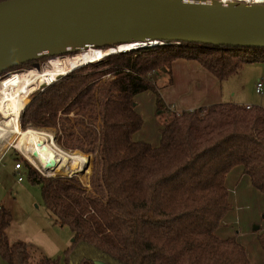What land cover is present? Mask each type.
I'll return each mask as SVG.
<instances>
[{
    "label": "trees",
    "instance_id": "16d2710c",
    "mask_svg": "<svg viewBox=\"0 0 264 264\" xmlns=\"http://www.w3.org/2000/svg\"><path fill=\"white\" fill-rule=\"evenodd\" d=\"M178 60L196 61L222 82L246 64L264 63V47L180 42L117 53L102 64H91L96 71L86 72L84 67L83 71L58 77L34 92L21 111L22 130L29 125L62 128L67 119L62 122L60 113L69 110L78 115L89 111L97 99L93 83L105 74H118L126 94L124 109L128 118L104 123L100 130L93 127L83 135L90 145L86 152H94L99 144L101 156L110 160V153L114 154L115 163L118 159L127 163L145 158L142 165L146 185L139 196L121 190L106 166L109 162L103 165L98 184L93 181L92 186L97 198L118 212L105 220L95 207L97 198L77 188L73 179L43 177L22 155L17 157L30 180L41 186L45 206L55 222L69 226L74 233L63 254L65 264H252L245 246L235 236L223 239L216 231L233 209L226 186V177L233 168L242 167L252 185L264 194V107L222 102L172 110L152 76L164 70L171 73ZM33 62L8 71L29 67ZM106 65L109 68L99 70ZM148 90L156 95L157 113L164 114L156 146L134 139L142 126L134 99ZM56 140L66 147L61 137L56 136ZM75 152L72 165L54 174L89 173L95 157ZM12 221L11 210L1 205L0 258L8 264H60L59 257L35 259L31 244L25 240L10 242L7 230ZM258 240L264 252L262 228Z\"/></svg>",
    "mask_w": 264,
    "mask_h": 264
},
{
    "label": "rangeland",
    "instance_id": "374dc122",
    "mask_svg": "<svg viewBox=\"0 0 264 264\" xmlns=\"http://www.w3.org/2000/svg\"><path fill=\"white\" fill-rule=\"evenodd\" d=\"M133 50L137 49L123 51L114 49V52H109L99 60L83 64L68 73L80 70L83 71L84 67H86V72L96 71V69L91 68V64H102L106 58L112 55L117 53H129ZM48 60V57H41L31 63L29 67L2 73L0 74V81L13 73L36 68L35 63H39L41 68ZM176 62L177 63L172 66L171 73L164 70L152 76L164 102L172 104V110H181V108L197 102L199 98L209 95L207 91H214L216 86L221 87V85L224 86L225 95L231 94L234 100H241V102L262 105L264 107L263 62L246 64L237 74L222 82L217 80L211 72L200 66L196 61L178 60ZM105 68H109V66H102L99 70ZM259 80H262L263 83L262 94L256 92V83ZM47 85H49L47 82L39 84L36 89L30 93V97L27 99L24 107L31 102L34 92L39 89L43 90ZM93 85L95 89H97V99L96 103L89 111L77 115L74 111L66 110L59 114V116L62 117V122L64 119H67L62 128H59V125H57V127L39 128L50 130L55 138L56 136L58 138L61 137L66 147L57 143L72 153L70 163L62 168L54 170V173H56L55 171L58 172L62 169H68L72 165L76 157L75 151L79 150L87 153L86 151L89 150L88 148L90 145L83 135L88 134L93 127L100 130L104 123L110 125L115 121H125L126 118H128V114L124 109L126 94L124 88L120 86L121 81L118 74H105L95 81ZM213 94L217 93L214 91ZM134 100L135 108L142 119V126L136 131L134 136L135 138H141L148 144L156 146L154 144H156L159 139L158 128L162 126L164 121V114L157 113L156 95L151 90H148L137 94ZM204 101L205 99H202L200 102ZM75 104L74 102L68 109H71ZM30 127L37 128L32 125H29L28 128ZM87 154H92L95 157L89 173H83L82 175H63L53 174L52 172L51 175H44L31 165L13 144L8 145L0 153V206L2 204L5 206L11 204V212L13 214V221L7 230L8 237L10 242L25 240L30 243L35 259L41 256H48L51 258L59 257L60 264H65L63 254L71 245L74 233L69 226L60 225L55 222L54 217L45 206L41 186L30 180L27 169L21 171L20 175L23 176V180L18 181V174L14 172L17 157L22 155V157L43 177H54L56 180L73 179L72 181L76 183L77 188L86 190L88 193H91L94 198H97L98 194L95 193L96 190L92 186V183L94 181L98 184L101 169L103 165L108 162L109 164L106 166L110 169L111 177L121 190L124 189L139 196L142 192V187L145 188L146 181L144 179L146 178L144 177L145 174L142 165L145 159L144 156L135 159V162L123 163L118 159L116 160L117 163H115L113 159L114 154L112 155L110 153V160L101 156L99 144L96 145L94 152ZM86 162L87 159L85 163ZM138 179H141V181L143 180L144 185L141 181H138ZM237 197L239 199H237ZM97 199H95V207L98 208L100 213L105 215V220H110L111 215L116 217L118 212L113 205L109 204L110 207H108L101 202L99 198ZM230 202L232 206L234 205L235 209L227 214L224 222L225 224L222 227L226 230L229 228L230 230L233 229L234 232L238 231L237 237L245 243L252 264H264V252L258 240L259 229H255V227L264 229V198L258 196L251 199L245 194L241 195L239 189L238 191H234L233 187H230ZM251 216L255 218V221H250ZM236 221L239 223L236 224ZM0 264L8 263L0 258Z\"/></svg>",
    "mask_w": 264,
    "mask_h": 264
},
{
    "label": "water",
    "instance_id": "95a60500",
    "mask_svg": "<svg viewBox=\"0 0 264 264\" xmlns=\"http://www.w3.org/2000/svg\"><path fill=\"white\" fill-rule=\"evenodd\" d=\"M180 42L264 47V4L220 0L0 1V74L41 57L91 47L129 45L138 49ZM35 65L41 69L39 63Z\"/></svg>",
    "mask_w": 264,
    "mask_h": 264
},
{
    "label": "bare ground",
    "instance_id": "6f19581e",
    "mask_svg": "<svg viewBox=\"0 0 264 264\" xmlns=\"http://www.w3.org/2000/svg\"><path fill=\"white\" fill-rule=\"evenodd\" d=\"M222 3L243 1L246 3L264 2V0H220ZM129 45L119 48L96 49L88 48L71 55H58L49 57L41 69L31 68L1 79L0 81V153L12 145L19 150L25 158L38 171L44 175H51L58 168H62L72 159V153L60 146L50 130L28 128L21 130L19 116L24 109L25 101L30 93L39 84L51 83L60 75L91 61H97L104 55L112 52L128 50ZM114 52V51H113ZM87 164V162H86ZM57 172V171H55ZM54 174V172H53Z\"/></svg>",
    "mask_w": 264,
    "mask_h": 264
},
{
    "label": "crops",
    "instance_id": "0c3cea01",
    "mask_svg": "<svg viewBox=\"0 0 264 264\" xmlns=\"http://www.w3.org/2000/svg\"><path fill=\"white\" fill-rule=\"evenodd\" d=\"M177 63V62H175ZM175 63L173 65H175ZM193 64V63H191ZM217 79V78H216ZM218 80V79H217ZM214 91L217 93V94H213ZM214 91L212 90H209L207 91V94H209L208 96H204V97H201L198 99L197 102L195 103H192L186 107H183L181 108V110H192V109H196L197 107H200V106H207V105H211V104H216V103H225V102H230V103H237V104H242V105H245V106H255V104H250V103H245V102H241V100H234V98L232 97V95L230 94H227L225 95L224 93V86L221 85V87L219 86H216V89H214ZM200 96V95H199ZM235 97V96H234ZM198 98V97H197ZM202 99H205L204 102H200ZM166 104L168 106H171L172 104H169L166 102ZM262 106V105H260ZM181 110H178V111H181ZM160 128V127H159ZM159 128H158V132H159ZM134 139L135 140H142L141 138H135L134 136ZM159 141V139H158ZM158 142L154 145H157ZM17 162V160H16ZM15 162V164H16ZM23 170H26L25 168ZM22 170H17L15 169V166H14V172L16 174H18V177L20 176V173H21ZM226 186L228 188V191H229V201H230V187H233V190L234 191H238V189L241 191V195L242 194H245L246 196L250 197L251 199H253V197H258L260 196V198H264V194H262L260 191H258L251 183V180H250V177L247 175V174H244L243 172V168L238 166V167H235L233 168L227 175L226 177ZM230 186V187H229ZM237 199H239L237 197ZM231 203V202H230ZM3 205V204H2ZM5 206V205H4ZM7 208H9L11 210L12 206L11 204H9L8 206H6ZM233 209L234 208V205H233ZM232 209V210H233ZM231 211V210H230ZM229 211V212H230ZM229 212L227 214H229ZM226 214V216H227ZM226 216L223 218L222 220V225L219 229H217L216 233L217 235L220 237V238H228V237H231V236H235L237 238V240L239 242H241L245 248H246V251L248 253V249L245 245V243L237 237V232H234L233 229L230 230L228 228V230L224 229L222 226H224V222H225V218ZM239 218V217H237ZM236 218V219H237ZM250 221L253 222L255 221V218H253L251 216L250 218ZM239 222L236 221V224H238ZM260 229V228H259ZM248 256H249V253H248ZM250 258V257H249Z\"/></svg>",
    "mask_w": 264,
    "mask_h": 264
},
{
    "label": "built area",
    "instance_id": "2783aa9c",
    "mask_svg": "<svg viewBox=\"0 0 264 264\" xmlns=\"http://www.w3.org/2000/svg\"><path fill=\"white\" fill-rule=\"evenodd\" d=\"M251 4H264V2H253ZM149 47H153V45H150V46H147V48ZM138 49H142V48H138ZM256 92L259 93V94H262L263 93V83H262V80H259L257 83H256ZM251 106H247V108H250ZM15 169L17 170H23L24 169V165L22 163V161H18L16 162L15 164ZM23 180V176H19L18 177V181H22Z\"/></svg>",
    "mask_w": 264,
    "mask_h": 264
}]
</instances>
